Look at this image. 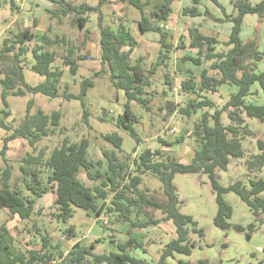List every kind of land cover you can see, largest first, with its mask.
I'll return each mask as SVG.
<instances>
[{"label": "trees", "instance_id": "1", "mask_svg": "<svg viewBox=\"0 0 264 264\" xmlns=\"http://www.w3.org/2000/svg\"><path fill=\"white\" fill-rule=\"evenodd\" d=\"M119 1L139 12L140 19L137 21V26L141 34L151 33L158 36L160 46L158 56L149 70L144 69L141 58L132 61L130 57L137 46L136 39L130 31L122 24H119L116 29L104 25L101 7L105 0H98L95 7L85 4L76 6L66 0H60V9L46 11L50 19L60 22L64 18H70L79 30H85L87 41H83V44L88 42L90 34L86 29L89 22L87 14H97L99 70L93 77L82 79L77 93L71 92L67 84L61 90L64 70L68 69L71 75H75L78 68L74 57L78 46L66 40L64 35L44 34L36 42L33 31L24 29L13 33L12 41L3 40L0 48V84L3 88L0 95L2 106L0 129L10 133L3 139L0 150V156L4 162L8 142L21 139L35 149L39 142L54 134L61 118L58 111L47 115L41 109H37L31 113L34 103L33 99H30L26 105L24 117L14 127L6 123V119L11 115L8 97L42 95L51 99L61 98L66 102L78 101L82 108V118L87 122L88 111L85 108V98L89 89L94 87L95 78L106 77L116 91L123 92V110L122 114L114 119L115 126L127 132L135 141L138 140L135 125L139 117L132 112L131 104L135 103L146 111L150 109V98L146 97V88L150 86V78L157 68L168 65L170 52L173 49V33L166 31L160 23L168 19L174 0H158L151 12H147L145 7L152 0ZM209 1L222 9L218 0ZM192 3L193 6L182 9L183 16H200L195 7L199 0H192ZM10 5L11 10L17 8L14 0H10ZM2 6L3 3L0 1V9ZM232 7L236 12L235 15H226L222 9L224 22L229 21L232 24L226 41L221 42L214 37L206 36L196 28L188 29V47L195 49L196 55L185 56L183 61L191 62L194 66L210 62L209 69L218 73V76L211 77L208 75V69L205 68L198 75L189 72L190 76L181 85L182 91L194 97L177 109L179 115L189 119L198 115L190 133L195 147L189 163H181L176 157L164 151H152L146 148L132 159L134 175H131L130 158L126 157L122 160L117 153V151L121 152L122 138L116 133H107L102 135V139L113 149L101 151L103 158L107 161V169L101 173L97 169L95 171L99 162L89 157L88 139L82 138L78 142H71L68 137H64L60 145L48 155L45 156L42 152L37 155L29 153L22 158L19 171L22 183L30 193L28 195L23 194L21 187L10 183L12 166L6 162L0 175V209L6 208L10 214L16 215L19 219L30 221L35 214V199L52 191L56 196L53 203L56 208L54 217L63 222L72 218L74 208L95 216H100L106 210L114 215V221L117 224L127 223L132 228H145L161 222H171L175 237L160 249L154 263L167 264V260L174 258L175 254L186 256L191 254L194 242L189 238L190 233L197 234L201 238L204 236L203 230L197 226L192 216L180 212L181 201L173 184V178L177 174L202 173L207 176L215 196L217 206L213 217L215 227L222 231H244L243 227L230 223L233 209L224 199V195L230 192L238 196L253 216V223L247 226L248 232H253L257 227L256 224L264 225V198L260 196L264 192L263 179H249L247 184L236 181L228 186H222L216 179V171L226 170L230 159L244 156L241 145L243 136H254L245 127L243 115L246 118L264 121V105L245 102V97L254 83L259 85L264 96V70L255 72L261 55L256 50L254 39L243 43L240 38L242 20L246 14H255L260 22H264V0L255 4L248 0H235ZM218 21L222 22L220 19ZM220 45L228 49L217 51ZM77 58L88 59L86 55L80 54ZM56 61L59 62L57 66ZM25 68L43 77L44 80L36 84L27 83L24 75ZM164 84L171 88L173 83L170 75H165ZM223 85H234L237 87V92L231 94L227 102L218 108L206 94L217 92ZM169 109H171L170 112L174 111L173 106ZM223 113H226L231 121L227 126L221 121ZM105 116L106 112L103 110L100 120L104 121ZM167 146L171 145L167 144ZM257 147L261 152L251 156L245 162L248 171L264 168V144L258 140ZM82 171L87 179L97 184L88 187L81 182L79 174ZM147 174L160 182L161 190L166 197L164 203L158 202L152 196H147L139 189L142 176ZM110 196L111 201L108 205L107 200ZM144 208L159 210L163 217L139 223L134 220V217L143 214ZM34 230L36 233L41 231L37 227ZM66 232L69 235L67 238H70L72 229L68 228ZM7 234L8 229L1 224L0 264H47L52 260H59V264H146L143 258L133 253L137 249L144 254L147 252L141 243L133 238L124 242L112 240L111 244H114L116 251L108 253L94 251L98 240L88 246L76 244L63 257L59 245L52 244L47 232L42 231V234H39V250L28 251L26 255L12 253L9 246L4 243ZM178 264L187 263L179 261Z\"/></svg>", "mask_w": 264, "mask_h": 264}, {"label": "rangeland", "instance_id": "2", "mask_svg": "<svg viewBox=\"0 0 264 264\" xmlns=\"http://www.w3.org/2000/svg\"><path fill=\"white\" fill-rule=\"evenodd\" d=\"M0 1L3 3L0 9V48L3 40L9 39L12 41V34L18 30L31 29L36 35L35 41H39L44 34L51 36L53 34L64 35L66 40L78 46V51L74 55L78 63L77 74L72 77L69 75L68 69H65L67 72L61 84V90L67 84L73 93L79 91V84L82 79L93 77L94 73L99 70L100 51L98 45L99 30L96 23L97 14H87L89 22L86 29L90 34L88 35V42L83 44V41H87L85 30H79L76 25H73L70 18H64L60 22L49 18L46 11L60 9V0H14L17 7L14 10L10 8V0ZM67 1L75 4L86 3L85 0ZM222 2H226V0H222ZM231 2L232 0H230V6L232 7L233 2ZM106 3L104 2L103 7H101L105 25L117 28L119 24L127 22L125 24L137 41H152L148 38L142 39L141 37L144 38L152 34L146 33L140 37L136 24L133 23L140 18L137 10L127 5L120 8L117 1ZM96 4L97 2H94L92 7H95ZM188 4L194 5L191 0H174L172 5L173 15L170 19L171 22L167 23L168 30H165L173 33V49L170 52L168 65L157 68L155 74L150 78V86L146 88V97L150 98L149 111L144 110L135 103L131 104L132 112L139 117V121L135 125L137 141L131 138L127 132L115 126L114 119L122 114L124 96L122 91H116L110 85L106 77L95 78L94 87L89 89L85 98V108L88 111L87 122L82 118V108L78 101L66 102L61 98L51 99L42 95L10 96L7 101L11 115L6 119V123L9 125L16 127L20 123L30 99H33L34 103L30 110L31 113H34L37 109H41L47 115L58 111L61 118L54 134L39 142L35 149L21 139L8 142L5 153L6 161L4 162L2 156H0V175L7 162L8 165L12 166L10 183L13 186L21 187L20 189L24 195L30 194L21 180L19 165L22 158L29 153L37 155L40 152L46 156L60 145L64 137H68L71 142H78L82 138L88 139L90 142L89 157L93 161L99 162L95 167V171L97 169L101 173H104L107 169V161L103 158L101 151L113 149L109 143L102 139V135L107 133H116L122 138L121 152L116 151L122 160L126 157L130 158L131 175H134L132 172L134 168L131 165L132 159L146 148L153 151L157 148L167 147V144L172 145V148H166L168 151L165 152L174 157H179V152L182 154L187 148L188 151H192L195 143L190 133L198 115L192 116L190 119L179 115L177 109L184 106L188 99L194 97V95L182 91L181 85L190 76L189 72L198 75L207 64L194 66L191 62L183 61L185 56L196 55V51L187 45L188 29L196 28L204 34L215 35V38L221 42L226 41L229 35L228 28L224 25V16L220 19L222 22H219L212 15V9L207 10V7L210 6L208 0H199L198 8L203 9L201 16L204 19H198V23L190 22L188 21L190 16L182 15L184 7H191ZM206 21H212L213 26L206 25L204 27ZM158 50L149 42L147 44L140 42L131 53L132 61L141 58L144 69L149 70L157 59ZM223 50H225L224 46L217 47V51ZM79 54L86 55L88 59L79 60L77 58ZM58 64L59 62L56 61L55 65ZM166 74L170 75L172 79L173 84L170 89L168 85L164 84ZM209 74L211 77L216 75L215 71L211 69ZM24 75L29 84H36L44 80L43 77L38 76L28 68H25ZM1 92L2 87L0 85V95ZM209 96L218 108L223 106L228 99L225 90H220L218 94L210 93ZM171 106L174 108L173 112H170L171 109L169 108ZM0 108H2L1 103ZM103 110L106 112V116L104 121H101L100 117H102ZM253 126L254 124H251V127ZM8 135H10L9 132L0 129V150L3 146V139ZM184 157L187 158L186 155ZM186 161L189 162L190 160ZM79 179L88 187L97 184L87 179L83 171L80 172ZM177 179L176 184L180 188L184 200L183 204L179 206V210L183 214L192 216L197 226L203 230L204 236L201 238L197 234L190 233V238L194 242L191 254L188 256L175 254L174 258L167 260V264H178L179 261L187 264H205L201 261L207 262L206 264H264V225H256V229L251 233L247 231V226L253 223V217L238 196L230 192L224 196V199L233 209L230 223L243 227L244 231H222L213 224L217 206L207 176L201 173L187 174L178 175ZM231 180L232 177H226L224 172L219 173L221 185L229 183ZM138 187L147 196H152L158 202L164 203L166 201L160 182L153 176L149 174L142 176V182ZM127 194L130 195V193ZM54 199L55 195L51 192L35 199L36 212L30 221H22L17 216L7 212V210L0 211V225L3 224L8 229L4 243L10 245L13 253L26 255L28 251H38L40 248L39 234L44 231L47 232L53 245H59L63 257L76 244L88 246L98 240L95 243L96 249L94 251L108 253L116 251L114 244H111L112 240L124 242L133 238L141 243L147 251L144 254L140 249H137L133 251L135 256L143 258L146 264H154L160 249L169 241L174 229L172 224L169 223L162 224L159 227L149 225L145 228H132L127 223L119 225L114 221V215L110 214H108V224H104L102 219L107 216L106 210L100 216H95L92 213L85 214L79 208H74L72 218L63 222L54 217V213H56V208L53 205ZM110 201L111 196L107 200L108 205H110ZM159 217V210L144 208L143 214L134 217V220L143 223L149 219L156 220ZM33 226L41 231L36 233ZM68 228L73 231L70 238H67L68 233L66 230ZM63 237L64 239H62Z\"/></svg>", "mask_w": 264, "mask_h": 264}, {"label": "crops", "instance_id": "3", "mask_svg": "<svg viewBox=\"0 0 264 264\" xmlns=\"http://www.w3.org/2000/svg\"><path fill=\"white\" fill-rule=\"evenodd\" d=\"M67 1V0H66ZM118 2L119 4H120V8H123V6L124 5H127L126 3H122V2H120L119 0H105V2H107V3H115V2ZM189 1V0H188ZM192 1V0H191ZM233 1H235V0H232V2ZM250 3H252V4H255V3H258L259 1H261V0H248ZM68 2V1H67ZM85 2L86 3H80V4H75V3H71V4H73V5H76V6H79V5H82V4H85V5H87L88 4V6H93V3L94 2H97L98 3V0H85ZM208 2L210 3V6L209 7H207V10L208 9H212V15L215 17V19L216 20H218V19H222L223 18V16H224V13L226 14V15H235V10L233 9V7H231L230 6V0H226V2H222V0H218V2L220 3V5H221V7H222V9H223V11H224V13H223V11H222V9L221 8H219L218 6H216V5H214L212 2H210L209 0H208ZM231 2V3H232ZM106 3V4H107ZM156 3H158V0H152V1H150V3H149V5L148 6H146L145 7V9H146V11L147 12H151L152 10H153V6L156 4ZM174 3V2H173ZM97 5V4H96ZM113 5V4H112ZM173 5V4H172ZM189 6H192V5H190V4H188ZM199 5V4H198ZM198 5L196 6V8H197V10H198V12L200 13V16H196V17H188V21H190V22H197L198 23V19L199 20H203L204 18H203V16H201L202 14H201V11H203V9H201V8H198ZM128 6V5H127ZM229 6V7H228ZM229 8V10H228V8ZM185 8V7H184ZM173 14H172V12L170 13V15H169V17H168V19L166 20V21H164V22H161L160 23V25H162L164 28L165 27H167V30H168V25H167V23H170L171 22V16H172ZM140 19V18H139ZM138 19V20H139ZM137 20V21H138ZM137 21H134L133 23H135L136 24V28H137V30H138V26H137ZM212 21H206L205 23H204V27L207 25V26H213V23H211ZM125 23H127V22H125ZM124 23V24H125ZM225 24L224 25H226V27L228 28V35H229V33H230V30H231V27H232V24L229 22V21H225L224 22ZM122 24L124 27H126L129 31H130V29L127 27V25L125 24ZM105 25V24H104ZM106 26H108V25H106ZM110 27V26H109ZM112 29H116V28H114V27H111ZM139 31V30H138ZM201 32V31H200ZM140 33V32H139ZM202 33V32H201ZM130 34L133 36V34L131 33V31H130ZM202 34H204V33H202ZM141 35H143V34H141L140 33V37H141ZM204 35H206V36H211V37H216L215 35H212V34H210V35H208V34H204ZM134 37V36H133ZM135 38V37H134ZM142 39H145V38H148V40L149 39H151L152 41H137L136 40V42H137V45H139V43L140 42H142V43H145V44H147L148 42L149 43H151V45L153 44V46H155L157 49H159L160 48V46H159V44H158V36L156 35V34H152V35H150V36H147V37H141ZM240 38H241V40H242V42L243 43H246V42H249L248 40H251V39H256L254 42H255V47H256V50H257V52H259L260 53V55H261V60L257 63V68H256V70H255V72L256 73H259V72H261V71H263L264 70V22H260L259 20H258V17H257V15H255V14H246L244 17H243V20H242V25H241V32H240ZM136 39V38H135ZM217 39V38H216ZM36 42H38V41H36ZM98 42H99V40H98ZM174 42V41H173ZM182 42V41H181ZM185 45H186V43H185ZM188 45V44H187ZM137 47V46H136ZM182 47H184V45H182ZM219 47V46H218ZM192 49V48H191ZM228 48L227 47H225V50H227ZM193 50H195V49H193ZM196 51V50H195ZM133 52V51H132ZM158 52H159V50H158ZM131 57V56H130ZM194 57V56H193ZM132 59V58H131ZM139 59V58H138ZM171 59H172V57H171ZM207 64V66L206 67H204L205 69H208V75L209 76H211L210 74H209V65L211 64L210 62L209 63H204V64H202V65H206ZM203 68V69H204ZM77 70H78V68H77ZM212 70V69H211ZM213 71H215V70H213ZM66 70H65V72H63V77H64V75L66 74ZM68 73H69V71H68ZM215 73H216V75H214L215 77L216 76H218V73L215 71ZM76 74H77V72H76ZM75 74V75H76ZM69 75H71L70 73H69ZM75 75H71L72 77H74ZM238 75L240 76V73H238ZM1 85V84H0ZM2 87V86H1ZM3 89V88H2ZM220 90H225L226 92H227V94H228V99H229V96L231 95V94H234V93H236L237 92V87L236 86H234V85H223V86H221L218 90H217V92H214V94H218L219 92H220ZM212 94V93H211ZM210 93H208V94H206V96L210 99ZM227 99V100H228ZM212 100V99H211ZM227 100H226V102H227ZM213 101V100H212ZM214 102V101H213ZM225 102V103H226ZM245 102L246 103H248V104H254V105H264V96H263V93H262V90L260 89V87H259V85L257 84V83H254L251 87H250V90H249V92H248V94H247V96L245 97ZM216 104V103H215ZM216 106H217V104H216ZM243 119H244V124H245V126H246V128L248 129V131H250V132H252L253 134H254V136L252 137V136H248V135H245V137H243L242 138V140H241V145H242V149H243V151H244V156L242 157V158H237V159H230V161H229V164H228V166H227V168H226V170L225 171H221V170H217L216 171V179H217V181L219 182V173L220 172H224L225 174H226V177H232V180H231V182H229V183H226V184H222V186H228V185H230V184H232V183H234V182H236V181H242L243 183H245V184H247L248 183V180L249 179H263L264 180V168H260V169H253V170H250V171H248L247 170V168H246V166H245V162L247 161V160H249V158L251 157V156H254V155H257V154H259L261 151L258 149V147H257V141L259 140V141H261L263 144H264V121L263 122H261L260 120H258V119H255V118H246L244 115H243ZM221 121H222V123L225 125V126H227V125H229L230 123H231V121H230V119L228 118V115L226 114V113H223L222 115H221ZM251 124H254V126L253 127H251ZM179 144H180V142H179ZM179 144H177V145H179ZM168 147H170V148H172V145L171 146H167V147H163V148H157V149H155V150H161V151H168V150H166V148H168ZM88 152H89V150H88ZM193 153H194V149L192 150V151H188V148L185 150V151H183L182 152V154H180V152H179V157L177 156L176 158L178 159L179 158V162H181V163H184V164H187V163H189L190 161H191V159H192V157H193ZM186 155L187 156V158L186 157H184V156ZM189 156V157H188ZM183 157V158H182ZM184 159H186V160H190L189 162L188 161H186V160H184ZM199 174V173H198ZM202 174V173H201ZM178 175H180V174H177V175H175L174 176V178H173V184H174V186L176 187V190H177V194H178V197H179V200L181 201V204H183V202H184V200H183V198H182V195H181V190H180V188L178 187V185L176 184V180H178L177 178H178ZM184 175H187V174H184ZM204 175V174H203ZM181 180V179H180ZM220 183V182H219ZM221 184V183H220ZM211 188V187H210ZM212 191V190H211ZM49 192H51L52 194H54L55 195V193L54 192H52V191H49ZM48 192V193H49ZM213 193V192H212ZM47 194V193H46ZM214 194V193H213ZM45 195V194H44ZM43 195V196H44ZM226 195V194H225ZM224 195V196H225ZM260 196L262 197V198H264V192H262L261 194H260ZM55 199H56V196H55ZM55 199H54V201H55ZM54 203V202H53ZM228 203V202H227ZM180 204V205H181ZM248 208V207H247ZM3 210H7L6 208H1L0 209V211H3ZM249 210V209H248ZM7 212H9L8 210H7ZM35 212H36V208H35ZM85 214H87L85 211H83ZM250 212V211H249ZM159 214H160V217L158 218V219H160V218H162L163 216H162V214L160 213V211H159ZM233 214V213H232ZM252 215V214H251ZM14 216H16V215H14ZM89 216V215H88ZM253 217V216H252ZM232 218V217H231ZM21 220V219H20ZM22 221H28V220H22ZM254 221V220H253ZM166 223H169V224H171V222H164V223H159V224H156V226H161L162 224H166ZM256 225H258V224H256ZM173 226V225H172ZM175 237V232H174V229H173V231H172V234H171V237H170V239H169V241L170 240H172L173 238ZM189 238H190V236H189ZM190 240L192 241V239L190 238ZM169 241H167L166 243H168ZM103 242V241H102ZM165 243V244H166ZM5 244H7V243H5ZM8 245V244H7ZM9 246V248H10V250L12 251V249H11V247H10V245H8ZM35 252H37V251H35ZM12 253H13V251H12ZM14 254V253H13ZM175 257V256H174ZM169 259H171V258H169Z\"/></svg>", "mask_w": 264, "mask_h": 264}, {"label": "built area", "instance_id": "4", "mask_svg": "<svg viewBox=\"0 0 264 264\" xmlns=\"http://www.w3.org/2000/svg\"><path fill=\"white\" fill-rule=\"evenodd\" d=\"M165 29H167V27H165ZM106 213H107V216H104V218L102 219L104 224H108V219H109L108 214L111 215V213H109L108 211H106ZM62 239H64V237ZM57 263H58V261L52 260V261L48 262L47 264H57Z\"/></svg>", "mask_w": 264, "mask_h": 264}, {"label": "water", "instance_id": "5", "mask_svg": "<svg viewBox=\"0 0 264 264\" xmlns=\"http://www.w3.org/2000/svg\"><path fill=\"white\" fill-rule=\"evenodd\" d=\"M263 252H264V250H263Z\"/></svg>", "mask_w": 264, "mask_h": 264}]
</instances>
